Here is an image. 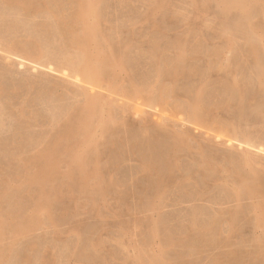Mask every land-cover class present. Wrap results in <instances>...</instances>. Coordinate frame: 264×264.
I'll return each mask as SVG.
<instances>
[{"label": "rangeland", "instance_id": "374dc122", "mask_svg": "<svg viewBox=\"0 0 264 264\" xmlns=\"http://www.w3.org/2000/svg\"><path fill=\"white\" fill-rule=\"evenodd\" d=\"M0 1L2 2V0H0ZM6 1H3L2 7L0 4V10H1L0 11V29H1L0 30V84H1L0 88L2 86H4L2 88H5L4 90H2V88H1L3 93L2 94L0 93L1 94L0 95V124H2V125H0V145H1L0 146V179H1L0 184L2 185V183L3 184L5 183V182H2V180L7 181V182H9V181L14 182V181H12L14 179L16 182L17 180L22 179V181H23V179H24L23 176H25V170H23L24 166H21L22 163L27 159V157H30L33 154L36 155V153H38L42 149V147H44V145L47 144V142L49 140L53 139V136L56 135V132L58 133V131L61 132V129L63 130L62 127H63V124L65 123V121H63V120H66L65 117L63 118V115L65 114L64 111L71 112L72 107H73V109H74V107H76L75 104H80V102L82 103V101L84 99H83V97H82V99L80 98L81 93H83V91L86 92L89 88H94L95 90L89 89V91H87V93L89 92L88 95L91 94V96L96 97L98 94H100L98 96H100V97L104 96L105 97L104 98L105 102L103 101L104 102L103 103L104 104V108H103L104 115H108L107 114L108 112L117 113V111H118V114H120V115H118V114L116 115L115 113H113V114H115L114 116H115L116 120L119 122V119H118V116H119L120 120L123 118L122 121L124 120L127 123V126L129 125L130 127L126 126L127 128L126 129L123 128V130H121L122 127L121 128L119 127L120 132H117L119 130L116 131V129H118V128H116L114 130V131H116V133H112L114 131H111L109 133L108 137H107L108 134L107 133L102 134L103 131L101 130V128H99L98 131L96 133H94L90 138H87L86 140H84V139L81 140L80 143L74 147L75 150H74V154H73L74 159H73L72 167L77 165V162L83 157L82 154L84 152L87 155L90 150L96 149L97 145L100 144V145H98L97 149H99V147L103 149V150L99 149V151L101 153H103V154L100 153L101 163L103 161V163L105 165V167L103 169L110 171V172H107V171L106 172L110 173V178L112 177V179H113V181L111 180L113 183L112 182L111 183L114 185L118 183L116 186H119V189H116L115 193H114V191L113 192L111 191L112 193L109 192L108 195H106L108 198L106 196H105L106 198L105 197L102 198L99 195H97L98 197H96L95 194L92 193L93 194L92 195L91 192H89L88 194H82V193H80L79 190L78 191L74 190V193H73L74 195H71L72 197L68 195V198H67V197H65V194H64L63 199L59 205L61 208L63 207L62 208L63 210L60 209V207L58 208L57 206H56L57 210L56 209L54 210V215H56L55 219H56L57 225L51 227V225H49V224H44L42 227L35 230L32 234H29V236H30V237L28 236L29 238L25 237V238H23V240H22V238H20L16 242H13L11 240L13 242V247L9 248V251H12L13 254L8 251V256L10 255L9 256L10 259H7L5 264H44V262H42L43 260H46V262L49 261L47 264H50V263L51 264H100V263H102V264H134V263L139 264V263H141L142 264L143 262H144V264H145V262L147 264H149L148 259L151 260L152 258L154 260H152V262L150 264H154V263L157 264L159 261L157 259H160L159 264L165 262L167 259H168L167 260L168 264H192L191 262H193V264H213V262L215 264H254V263L255 264H262V262H263V264H264V259L262 260L263 257H261V258L259 257V259L256 258V256L258 257L259 251L262 248L264 249V244H263V242H264V239H263L264 238V220L261 221V218L263 217L262 211L264 210V208L262 206V204H264V195H263V197H261L260 192L259 193L256 192V196L254 194L253 196H255V197L253 198L251 195H248V197H247L245 192H243V195H241L242 193L240 195L238 194L239 189H241V188L243 190L246 189L245 187L247 186L249 181L250 182H249L248 187H252L253 185L256 187L257 186L261 187V185L264 184V182H263V184H259V181L262 183V181L259 179L261 177V175H262V179L264 181V176H263V174H264V152H263L264 151V141H263L264 140V137H263L264 136V110L262 109L263 111L261 110V112H259L256 108V106H259V104H260L261 108L264 107V105H263L264 104V95L261 91L259 92L257 84H255L257 89H255V86L253 87L254 82H256V80L258 79V76H259V67L257 68V66L255 64V61H256L255 57L250 52V49L252 47H255L254 44L256 45V47L258 46V48L260 46V49H262L264 51V32H263V30H264V13H262L261 9L259 8L258 10H256L258 8L257 7L255 9L256 13L254 12L255 15L253 14L254 10L252 11V20L258 28L254 32V33H256V35H254V33L250 34L251 32L247 33L246 30H244L243 28H241V26H239L240 22L238 23L237 22L238 18L236 19L237 15L239 13L236 10H231L229 16L224 18L220 14V9L216 8V6H215L214 2H212V0H203V1H207L208 2L207 5L209 4V6H207L206 3H203L204 5L201 4V2H203L202 0H200V1L199 0H165L163 8L160 10H158V7H157L158 2L160 0H123V1L122 0H103L100 2V4H98V7H97L98 10H94V9L89 10L88 22L90 24H93L95 22L96 18H98V15L100 16V13H101L100 17H101V19H103V22L105 23V25H107L106 27L109 28L111 26L109 29L104 28V26H103V30L105 32L104 35L106 36V38L108 37L107 39H108V41H110L111 44L113 43V46L116 50L118 49V51L121 53L126 52L124 54L126 56L128 55L127 59L129 58L128 59L129 62H131L132 65H134V67H133L128 62L129 66L130 65L132 66L131 69H130L131 66L129 67V69L132 70V72L130 71L129 76L132 77L134 82L136 81L137 83H140V84H142V83L146 84L147 83L146 85H151V84L156 85V82H155L157 80V72L156 71H157L158 65L160 64V65H162V67L165 66L166 68H167V66L169 67V65L172 66L174 64L173 61L168 62V60H171V58L173 60V58H174L175 59L174 62H175L176 61V58H175L176 55L175 54H177L178 49L180 47H182L185 50V52H186L185 54L187 55V60L185 62V66L188 67V68L186 67L185 71L191 70V68H194V70H191V73L187 71L186 74L184 71L185 77L182 76L183 79H180L177 82L178 86H177V84L175 85L176 95L178 94L177 98H179V100L177 98H175V99L170 98V99H168L167 103H165L162 106L161 105H149L146 103L148 105L147 106V105L142 103L143 100H141V101L140 100L131 101L128 99L126 100V98H123V96L120 95L124 89L129 87V84L127 82H124L126 79L123 75H122L123 77L119 76V79L124 78V80L121 79V81H120V84H122V85H120V84L115 85V86L112 85L113 87H111V85H109V84L107 85L105 82L104 83L105 85L102 83L99 84V85H102L101 88L99 85L95 86V87H97V88H95L94 86L90 87L91 85L89 86V84H86L85 82L81 81L80 78L75 76V74H74L75 72L71 71V70H73V68L71 65H69L70 61L72 62L73 58H75V61H73V63H75L77 61V56H76V53L74 50H70L69 47L66 46L65 43H61V41H60L61 39L60 40L57 39V38H60V34L62 31L59 32V30L57 29L58 24H55V22L58 23V21H54L55 19L57 20V17H56V15H53V14L56 12L57 16H58V14H59L58 12H60L61 15L65 16V17L63 16L64 19L69 20L72 17L71 15H73V14H71V9L74 10V12H75V9H73V8H75V6H73V4L76 3V0H75V2H74V0H69L68 2H67V0H63V2L61 0H58V1L42 0V1H44L42 3V4H44L43 6H41L42 4H40V2H42V1L39 0L40 1L39 2L37 0V2H39V4H40V6L38 5L39 8L37 5H36L37 7L35 6L36 8H38V11L36 8H35L36 12H35V10H33L34 11L33 14L31 11H30L31 14L28 11L30 15L29 14L27 15V12L26 13L22 12V10L19 7L17 8L16 6H13V5H15V3H13V5L11 3L8 4V1H12V2H15V1H13V0H6ZM27 1H31V0H27ZM227 1L228 0H218V2L219 3L221 2V4L226 3ZM255 1H259V0H255ZM33 2H35L33 4H37L36 0H33ZM48 2L52 5H49ZM5 3H7V4H5ZM47 3L49 6H51V8L50 7L48 9L46 8V7H48L47 5H45ZM53 3H55V4L58 3V4L55 5ZM64 3H66V4L64 5ZM212 3L214 5H211ZM10 4L13 6L12 8H10L11 7ZM3 5H4V7H3ZM205 5H206V7H204ZM5 6H9V7L7 8ZM32 6H34V5H32ZM44 6L47 9V10L44 9L46 11H44L42 9V7H44ZM13 8H14V10H13ZM18 9H20V10H18ZM40 9H42V12L41 11L39 12ZM48 10H49V12H48ZM2 11H3V13H2ZM19 12H21V13H19ZM37 12H39V16L37 15L38 14ZM46 12L48 14H46ZM96 12H98V13L100 12V13L98 15H96L95 14ZM34 14L37 15L38 17L35 16ZM60 14H59V18H61ZM20 15H21V18H20ZM32 15L35 16L36 18H34V17L32 18ZM45 16H46V18H45ZM49 16L52 17V19H53L52 21H51ZM25 18H26V20H25ZM232 18H234V19L230 20ZM39 19H40V21H39ZM47 19H49V20H47ZM21 20H22V22H21ZM23 20H24V22H23ZM2 21H4V23ZM45 21H47V22H45ZM49 21H51V22H49ZM53 21H54V23H53ZM108 21H110V22H108ZM231 21L233 23H235V26ZM33 22H35V23H33ZM48 22H49V24H47ZM224 22L227 24H224ZM53 24H55L56 29L59 32V33H57V31L53 30L56 32V35L57 34L59 35V37L57 36V38H55L56 35H54V33H52L53 35H51V32H52L51 30L54 29ZM229 24H230V27L227 28V26ZM40 25H41V28H40ZM43 25H45V27H43ZM232 25L236 29H233ZM46 26L52 27V28H50V30H49V28L46 29ZM22 27L24 28L25 32L22 29ZM37 27L39 28L38 30H37ZM8 28H10L9 29L10 31H7ZM18 28H20V29H18ZM35 28H36V30H35ZM229 28L232 31H229L230 30ZM12 29L13 30L16 29L14 31H16V33L18 32L17 33L18 35L15 32L12 33L11 32V31H13ZM31 29L33 31L34 30L35 31L32 32V31H30ZM43 29L45 32L43 31ZM105 29H107V31ZM39 30L41 33L39 32ZM47 30L50 31L47 35L48 38L50 37L49 35H51V36H53L52 38L55 39V40H53L51 37H50L51 39L43 38L44 43L47 42L46 44H48V46L50 45V47H48L46 44H44L42 42V38H41V35H43L42 37L46 36ZM37 31H38V33L34 36V34ZM8 32H11L12 34L8 33ZM243 32H244V34H243ZM13 34H15V35H13ZM107 34H109V35H107ZM1 36H3V38H1ZM4 36H6V37H4ZM5 38H6V40H5ZM35 39H36V41H35ZM56 39L59 41H57ZM247 39H249L250 41H247ZM37 40L40 42L38 43ZM152 40H154V41H152ZM253 40H256V41L253 42ZM13 41H14V43H12ZM26 41H27V43H25ZM31 41H34V42L32 43ZM50 41L51 42L52 41L57 42L56 44L53 43L52 46L54 48H52ZM29 42H31L30 47L28 45ZM58 42H59V44H58ZM130 42H131V44H130ZM152 42H154V43H152ZM61 44L62 45L65 44V45L62 47ZM127 44H128V47H127ZM154 44H156V45H154ZM247 44H249V47H247ZM34 45H36L37 50L43 49L41 54H38V58L41 56V58L39 60L41 62L37 61L38 60V59H36L37 56L36 57H34V56L30 57V56H32V54L30 53L31 54L30 55L29 52L30 51L32 52ZM42 45H44L45 47L43 46L44 47L43 48ZM57 45H58V47H57ZM10 46H11L10 49L12 51L9 49ZM116 46H118V47H116ZM14 47H19L20 50H18V52L20 51L21 54H20V52H19V54L17 52H16V54L13 53ZM27 47H28V49H27ZM37 47L38 48L40 47L41 49L40 48L38 49ZM59 47H60V49H59ZM229 47H231V48H229ZM64 48L66 51H64ZM127 48H129V49H127ZM24 49H25V52L27 51V54L25 52H23ZM248 49H249V52L251 53V55L248 52ZM46 50H49L48 51L49 54H47ZM58 50H63V52L65 53L64 56H62L63 54L61 55L60 51H58ZM69 50L73 52V55H72V53L71 54L68 53ZM218 51H219L220 57H219V54H218V56L216 54V53H218ZM34 52L36 54V50ZM34 52H33V54H34ZM247 52L249 53V55L247 54ZM260 52H261V50H260ZM22 53H24V55L26 54L28 56L25 55L24 56L25 58H22L23 57V56L21 57V55H23ZM50 53H51V55H53L52 56L53 59L51 57H50L51 58L50 59L49 56H47V55H50ZM54 53L56 54V56L54 55ZM193 53H194V55H193ZM59 54L62 56V58ZM214 54H215V56H214ZM12 55H13V57H12ZM74 55H75V57H74ZM188 55H189V57H188ZM249 56H250V58H249ZM28 57H30V58H28ZM63 57L66 58L67 61H64L66 59H64ZM192 57H193V59H192ZM259 57H260V63H261L263 70H264V61H263L264 60L263 59L264 52L260 53ZM21 58H22V60L24 59L23 60V64H24L23 67H21L19 65V62H21ZM47 58H48V60H47ZM68 58H69V63H68ZM156 58H158V59H156ZM29 59H31L32 61L33 60L36 61V63L34 61L33 62L30 61ZM41 59H43V63L45 65H43ZM189 59H191V60L189 61ZM214 59H215V61H211ZM51 60H52V63H51ZM55 60L57 63L55 62ZM216 60L218 61V64H217ZM45 61L48 64L51 63L52 66L49 65L50 66L49 67ZM160 61H161V63H160ZM63 62H65L66 64H63V66H62L61 64ZM167 62L169 63V65ZM210 62L211 63L214 62V63L210 66L209 65V64H211ZM37 63H39V64L36 67L35 65H37ZM41 63L43 66H40ZM155 63H156V65H155ZM20 64H22V62ZM55 65H57V66H55ZM154 66H157V67H154ZM216 66H217V68H216ZM33 67H36L38 72L35 70L36 68L34 69ZM61 67L62 68L64 67V68L62 69ZM66 68H67V70H66ZM166 71L167 70L164 69V72H166ZM188 73L191 76H192V73H195V74L193 75V77H190V75H189V79H188L186 77V75ZM253 73H255V74H253ZM8 74H9V76H8ZM72 76L74 79L72 78ZM76 79L77 80L79 79L78 83H77ZM191 80H192V82H191ZM236 80H238L237 82H239V84L242 82L243 83L246 82V84H247V81L249 80L248 81L249 85L242 83L240 88L241 87H243V88H241L240 90H236L235 88H233L234 87L233 82ZM251 80H252V82H251ZM147 81L149 82V84ZM80 82H81V84H79ZM231 83H232V85H231ZM166 84H167V82H166ZM168 84L166 85V87H169L170 84L169 85ZM188 84H190V85H188ZM146 85H144V86H146ZM201 85H204L205 90H206V91H204V93H206V95L203 93L204 94L203 95V101H204V104L207 105L206 107H208L207 108L208 110L206 111L207 112L206 115H204V117H203V120L204 119L205 120L201 121V123H199V124H196V123L194 124V122L192 123V121L188 118L189 116L187 114V108L186 107L188 106V103H189V100L191 99V96H193L192 91L194 89H197ZM50 86H51V88H50ZM88 86H89V88H88ZM176 86L179 88H177ZM188 86H189V88H188ZM261 86L264 88V78H263V82L261 83ZM22 87H23V89H21ZM48 87H49V89H48ZM56 87H57V89H56ZM63 87H66V88H63ZM156 87L158 88L159 85L157 84ZM180 87H182V88H180ZM195 87H197V88H195ZM53 88H54V90H53ZM58 88H60V89H58ZM112 88H114L115 90ZM110 89H111V91H110ZM191 89H192V91L190 93ZM243 89H245V90L247 89L248 92L247 91L243 92ZM250 89H251L252 93L250 92ZM15 90H17V92H15ZM232 90H233V92H232ZM234 90H236L238 92L235 91L236 93H234ZM9 91H12L13 94ZM116 91L118 92L117 94H116ZM241 91H242V93H241ZM76 92H77V94L75 96L74 93H76ZM92 92L94 94L95 93H97V94L93 95ZM227 93H228V95H227ZM260 93H261V96H260ZM230 94L232 95V97L230 96ZM235 94H238V95L241 94L242 96L240 95L241 96L240 97V96H237ZM254 94H256V96L258 95L257 98L254 97L255 96ZM47 95H48V97H47ZM234 95L236 98L238 97L237 100L235 99ZM248 95H249L250 99H248ZM243 96L246 98L244 103H243V99H241V98H243ZM76 97H78V99ZM49 98H51V99H49ZM56 98H58V99L56 100ZM259 98H260V100L262 98V100L260 101ZM44 100H46L48 102H45ZM239 100L242 102H239ZM247 100H249L250 102ZM254 100H255V102H254ZM65 101L68 102V104ZM225 101H227V103ZM40 102H42V103H40ZM235 102L237 104H235ZM257 102H259V103H257ZM140 103L143 104L142 107H140V109L142 111H144L145 113H143L142 116H140V115L137 116L135 114V108H137V105ZM239 103L241 104V106H240L241 108L239 106H237V105H239ZM242 103L244 105L248 104L249 106L247 105V107H245ZM65 104L68 105V106H66V108H65ZM72 104H74L75 106L74 105L72 106ZM229 104L231 107L229 106ZM216 105H218L219 107H217ZM52 106H54V107H52ZM69 106H71V109L69 108ZM50 107L55 109V110L52 109L53 114H54V112H60V111H61V113L63 112L64 114H62V118H61V116L59 118H56V117L53 118V116H56L55 115L56 113L54 115L51 114L50 113L51 112ZM62 107L65 109L69 108L70 111H69V109H68V111L64 110ZM111 107H114V108H111ZM121 107L122 108L124 107V108L121 109ZM220 107H222L223 109H221ZM243 107H244V109H242ZM58 108H61V110L59 109L60 110L59 111ZM125 108L128 109V111H126ZM210 108H212L211 111H210ZM225 108L227 110H225ZM122 110L125 111L124 114L122 113L123 112ZM212 110H214V111H212ZM243 110H244V112H242ZM17 111H18V113H17ZM19 111L20 112L23 111V113L21 114V113H19ZM225 112H227L229 114H227ZM242 113H244V114H242ZM49 114H50V116H49ZM59 114L57 113V115H59ZM213 114H215V115H213ZM241 114L244 117L241 116ZM253 115H254V117H253ZM34 116L36 117V119ZM121 116H122V118H121ZM208 116H210V117H208ZM211 116H213L214 118ZM50 117H51V119H50ZM28 118H30V119L28 120ZM52 118L54 119L55 124H54V122L52 123ZM58 119L62 120L63 122L60 121V123H59ZM145 119H146V121L148 120L150 125L154 126V127L155 126L158 127L159 125H163L164 129L166 128L167 130L171 129V130L176 131V132H184V131L188 132V133L190 132L192 134L191 135L189 133L191 135V138H192V141H191L192 145H190V146L193 150L190 148L189 150H187L185 152L180 151L179 153H177L178 155L174 154V155L178 156V157H174L175 158L174 159L173 154H171L172 151H171V153L169 151V146H166V144L168 145V142H164V141H166L165 139H163L164 137L162 138V136L160 134L159 135L161 137L159 135H155L154 132L156 133L157 131H154V130L152 131V129H148L146 131L142 130L141 126L144 123ZM212 119H214V120H212ZM56 121H58V123H56ZM51 123L53 124L54 128L52 127ZM56 124H58L57 125L58 127L55 126ZM165 126H167V127H165ZM55 128H57L58 131H56ZM231 128H233L235 130H232ZM155 129L157 130L158 128H155ZM226 129H228V130H226ZM224 130L227 131L228 134ZM244 131H245V133H244ZM28 132H29V134L27 135ZM36 133L38 135H36ZM111 133L114 136L111 135ZM42 134H44V135H42ZM51 134H52V136H51ZM133 134L135 135V137ZM157 134H158V132H157ZM130 135H131V137H130ZM132 135H133V137H132ZM29 136H30V138H29ZM44 136H45V138L51 137L52 139L49 138V140L47 141L48 138L45 139V138H43ZM102 136H104L105 138H103ZM153 136L155 137V139L157 136V139L155 140ZM126 137H129L130 141H132L131 140V138H132L133 141L131 143H129L130 141H128V138H126ZM41 138H42V140L44 139V142L45 141L46 142L44 143L43 141L39 140L40 141V143H39V141H36V139L38 140ZM99 138H100V140H99ZM150 138L152 141L151 143L153 145L151 144V146H147V144H150V142H148L147 144L145 142L143 143V141L144 140L146 141V139L148 141H150L149 140ZM33 139H35V140H33ZM153 139L156 141L155 143H157L159 141V144L158 145L155 144ZM32 140H33L34 145L32 144ZM105 140H108V141H105ZM139 140L142 141L141 147H140L141 141H139ZM240 140H241V142H240ZM137 141H138V143H137ZM225 141H227V142H225ZM248 141H249V143H248ZM120 142H124L123 143L124 145H121ZM125 142H128V143L126 144ZM43 143H44V145L41 146V144H43ZM96 143H97V145L95 147L94 144H96ZM164 143H165V148L168 147L167 148L168 150L165 152L162 151L164 148V147H162V146H164ZM39 144L41 147H39ZM132 144H134V146H135L133 152H132V149H133ZM137 144L140 148H137ZM198 144H200V145L204 146V148H206L207 153H209V155H211L210 157H213L214 160L217 159L216 160L217 165L214 168V170L217 171V172L215 171L216 174H214L215 172H212V174H210L211 172L207 173L208 171L206 172V170L204 168H201L200 170L203 169V171L206 172V174H204L205 172L203 173V171L199 170V168L201 167L200 165H198L196 167V165L199 163H198V161L193 160V158H197V160H199V158H200L199 154H197L199 151L197 149L199 147ZM92 145L95 148L92 147ZM89 146H91V148H89ZM121 146L123 149L121 148ZM105 148H107V149H105ZM112 148L114 149L113 152H112V150H113ZM230 148H232V149H230ZM149 149L150 150L152 149V150L150 151ZM159 149H161L160 151H161L162 156L160 153H158ZM85 150H87V151H85ZM155 151L156 152L158 151L157 153L160 154V158L161 157L163 159L166 158L165 161L162 158L160 159V158L154 157L155 159H157V162L155 164H153L156 160L152 159V158H151L152 160H150V157L154 154L156 157H158V155H156ZM226 151H228V153ZM12 152H14V153H12ZM105 152H106V154H105ZM128 152H129V154H128ZM150 152L153 153V154H151V156L148 154ZM162 152H164V155ZM166 152H167L169 158L172 155L171 159H173L172 160L173 162H171L170 166H169V161H168L170 159L168 158V156L165 157ZM189 152H190V154L192 152V154L189 155ZM210 152L212 154H210ZM14 154H16L17 156ZM111 154H113V158H111L112 157ZM11 155L12 156L14 155L13 158ZM86 155H84V156H86ZM108 155H111V156L109 157ZM114 155L116 157L118 156L119 158H115ZM196 155H198V156H196ZM142 156H144L145 159L147 157L148 160L146 159L147 161H145V159H143ZM22 157L26 158V159L23 160V159H21ZM215 157H217V158H215ZM220 157H222V158H220ZM247 157H249V159L251 161H254V162H251L247 165L246 164L244 165L241 160L246 159ZM18 158L21 160H19ZM31 158H32V156H31ZM167 158H168V160H167ZM15 159L17 162L15 161ZM29 159H27V160H29ZM158 159H160L159 161L162 160V162H167V163L158 162ZM176 159H178V161ZM231 160H234L236 162L234 163ZM193 161L195 164L193 163ZM148 163H149V165H154V166L156 164L158 165V163H159L160 168L157 165L156 166L158 167V169L155 168L156 171L157 170L159 171V174H156L157 172L155 173V171H152L154 174L152 172H149L148 174L144 173L143 167H144V165H148ZM160 163L165 164V165H161ZM227 163L229 166L227 165ZM241 163H242V165H241ZM115 164H117V165H115ZM172 164H174V166ZM219 164L221 167L222 166L223 167L221 168L220 166H218ZM236 164H237L236 167H234V168L232 167V169L229 168V167L234 166ZM160 165L165 166L166 170H165V167H161ZM238 165L239 166L241 165L240 166L241 169H240V167H238ZM154 166H151V167L153 168ZM168 166H169V168H168ZM171 166H173L174 168ZM19 167L21 169H19ZM224 167H226V168L224 169ZM167 168H168V170H172L171 173L174 172L173 176L170 173V171H169V173L171 174V176L169 175ZM227 168L230 172V175H229V172H227L228 171ZM173 169H175V170L173 171ZM248 169H249V171H248ZM163 170H165V172L167 171L166 172L167 177L169 175V177L172 178L173 180L170 179V181H172L171 183L169 182L170 186L163 189V191L160 194V193H157L156 190L154 191L152 187H154V189H155L156 184L159 183V181L157 180L159 178V176H162L161 178H159V179H161L160 182H163V179L167 182V178L165 179L166 174L164 173ZM225 170H226V173H225ZM64 171H66V172H64ZM68 171H69V165L64 163V165L62 166V169H61V175L59 176V179H58L59 181L56 183L66 184L68 180H66V178H63V176L66 175L68 173ZM232 171H233V173H232ZM237 171H238V174H237ZM240 171H243V172L241 173ZM255 171L258 172V174ZM14 172H15V174H14ZM19 172L23 176H21ZM22 172H23V174H22ZM161 172L164 174L162 175ZM194 172H195V174H194L195 177L192 176ZM253 172L256 174V176H257L256 178H258V179L254 178L255 181H258V182H256V184H254L255 183L254 179L251 178L253 175L250 176L251 174H253ZM231 174H233L235 177L233 175L231 176ZM13 175H15V176H13ZM157 175H159V176H157ZM186 175H188V176H186ZM239 175L241 176V178L245 177L244 182H243V180L240 179ZM259 175H260V177H259ZM174 176H175V178H174ZM198 177H200V179ZM232 177H234V180L232 179ZM236 177H237V179H236ZM185 178H186V180H184ZM187 178L189 180H190V178H192V179L196 178V179L187 181ZM246 178H247V180L249 179L248 182H247ZM231 179L234 183H237V182L238 183L236 185H233V183L230 182ZM251 179L253 180L254 183L252 182ZM64 180H66V181H64ZM153 180L158 182V183L155 182L156 183L155 184ZM22 181L19 180V182H22ZM250 184H253V185H250ZM150 185H153V186H150ZM263 186L261 187L263 189V190H261L262 192H264ZM3 187H4V185L0 186V188H2V189H3ZM258 187L255 188V189H257V191H258V189H260ZM116 188H118V187H116ZM2 189H0V192H1L0 194H2ZM124 189H125L126 193L123 192ZM75 191H77V193ZM117 192H119L118 197H117ZM120 192H121V194H120ZM163 192H164V194H163ZM22 193H23V195L19 194V195L14 196L13 194H15V193L13 192L12 195L15 197V199L11 195H9V196L6 195L5 200L9 199L10 201H7V202H9L10 204L6 203V205H5V201L3 202L4 207H2V209L4 208L5 213H7L9 211L8 205L10 207V211L13 209L12 204L16 200H18L16 202L21 201L20 205L22 208L26 209L27 207L31 206V204L33 202V196H30V195H32V192L30 194H28L27 191H22ZM127 194H128V196H126ZM258 194H260V195L257 196ZM24 195H26V196H24ZM85 195H87V196H85ZM123 195H125V196H123ZM244 195H246V197H244ZM28 196L30 199L28 198ZM239 196H242L241 200H240ZM23 197L24 198L27 197V198L24 199ZM88 198H91V199L88 200ZM12 200H14V202H12ZM258 200L260 202L262 201V203H260ZM94 201H95V203H94ZM16 202L14 203V205H16ZM25 202H26V204H25ZM100 202H101V204L99 206ZM257 202H259V203H257ZM22 203H23V205H22ZM252 207H254V208H252ZM253 209H254V212H253ZM66 211H68L67 212V213H69L68 215L65 213ZM239 211H240V214H239ZM73 212L75 214H73ZM232 213H233V215H232ZM232 216H234V217H232ZM229 218H231L230 221H229ZM234 218L236 219L235 221H237V223L235 222L236 225L234 228H232L231 222L234 221ZM232 219H233V221H232ZM216 220H218V221H216ZM214 221H216V222H214ZM228 221L230 224L228 223ZM260 222H261V225L258 224ZM76 223H77V225H76ZM190 224H192V225H190ZM208 224L209 225L211 224L212 228H211V225L209 226ZM157 225L159 226V229H158ZM236 226H239V227H236ZM188 227H190V229H188ZM207 227H209L210 230L213 229L212 231H214V232H212V231L206 232ZM239 228H240V230H239ZM209 229L207 231H209ZM230 229H231V231L234 232L235 236L233 235L232 232L229 231ZM233 229H236L237 231H234ZM190 230H192V232ZM203 231L206 232V233L204 232L205 235L202 234ZM215 231H217V232H215ZM195 232H197V233H195ZM229 232L233 236V237H231V239H230V237L229 238L227 237ZM80 233H81V235H80ZM198 233H199V235H198ZM168 235H169V237H168ZM201 235L204 236V237H202L203 240L201 238ZM216 235H218V237ZM186 237H188V238L186 239ZM221 237H222V239L227 238V240L225 239L226 243L221 239ZM170 238L173 240H171ZM215 238H217L216 239L217 241L215 240ZM219 238H220L221 242L218 241ZM260 239H262V240H260ZM81 240L83 243L81 242ZM84 240L87 243L86 242L84 243ZM208 240H210V241L208 242ZM11 241H10V238L8 239V237H7V239L5 238V240H4V242H5L4 244L7 247H9L10 245L12 246ZM177 241L179 243H176ZM187 241H188V244H187ZM222 241L224 242V244ZM218 242H220V243H218ZM227 242H230V243H227ZM14 243H16V244H14ZM17 243H18V245H17ZM94 243H95V246H94ZM256 243H258V245ZM259 243L262 245V247H261V245H259ZM78 244H79V246L81 245V248L78 246ZM255 244L257 245V247ZM85 245L87 246V248ZM97 245L99 248L97 247ZM182 245H183V248L181 247ZM216 246H218L219 249ZM77 247L80 249H78ZM225 247H226V252H225V249H223ZM85 249H87V250H85ZM93 249H94V251H93ZM76 250H78V251L76 252ZM84 250H85V252H84ZM204 250H207L208 252L204 251ZM230 251L234 252V257H233V253ZM90 252L92 254H94L92 257H89V255H92ZM193 252H194V254H193ZM85 253H86V257H85ZM213 254H214L215 258L212 257ZM37 255L39 258L38 260H37ZM95 255L97 257L98 256L99 257L95 258ZM139 255H140V257H139ZM178 255H180V257ZM35 256H36V259L34 258ZM75 256H76V258H75ZM157 256H158V258H157ZM217 256L219 259L216 258ZM254 256H255V258H254ZM83 257L85 259H87V258L88 259L84 260ZM42 258H44V259L42 260ZM80 258H82V260ZM163 258H167V259H163ZM211 258H212V260H211ZM220 258H222V259H220ZM155 259L157 260V262H154V261H156ZM188 259H189V261H188ZM26 260H28V261H26ZM218 260H220L221 263L218 262ZM176 261L178 263H176ZM137 262H139V263H137ZM184 262H187V263H184ZM223 262H225V263H223Z\"/></svg>", "mask_w": 264, "mask_h": 264}, {"label": "bare ground", "instance_id": "6f19581e", "mask_svg": "<svg viewBox=\"0 0 264 264\" xmlns=\"http://www.w3.org/2000/svg\"><path fill=\"white\" fill-rule=\"evenodd\" d=\"M3 1H6V0H2V2L0 3L1 4V7H2V4H3ZM13 1H15V2H12V1H8V4L9 3H11L12 5H13V3H15V5H13V6H16L17 8L19 7L21 10H22V12H24V13H26L27 12V15L29 14V12L31 11L32 12V14L34 13V11L33 10H35V8L39 5L40 6V4H42L44 1H42V2H40L39 0V2H40V4H39V2H37V0H36V3L37 4H33V3H35V2H33V0H31V1H27V0H13ZM47 1V0H46ZM55 1H58V0H55ZM62 2H63V0H61ZM69 0H67V2H68ZM78 1V2H77ZM101 1H103V0H76V3H74L75 2V0H74V4H73V6H75V8H73V9H75V12H74V10H72L71 9V14H73V15H69L71 18L68 20H66V19H64V15H61L60 14V12H58L59 14H60V16H61V18H59V14H58V16H57V13L55 12L53 15H56V17H57V20L55 19L54 21H58V23H56L55 22V24H58V27H57V29L59 30V32H61V34H60V38H57V36L59 37V35L57 34L56 35V32L55 31H57V29H56V26H55V24H53L54 25V29H52L51 31V35H53L52 33H54V35H56L55 36V38H57V39H61L60 41H61V43H65L66 44V46H68L69 47V49L70 50H74L75 51V53H76V56H77V61L75 62V63H73V61H75V58H73V61L71 62L70 61V64L69 65H71L72 66V68H73V70H71L72 72H75L74 74H75V76H77L78 78H80L81 79V81H83V82H85L86 84H89V86L90 87H95V86H98L99 84H104L105 82H106V84L108 85H111V87H113L112 85H119L120 84V81H121V79L122 80H124V78H121V79H119V76H124L125 77V81L124 82H127L128 84H129V87L128 88H126V89H124L123 91H122V93L120 94L121 96H123V98H126V100L128 99V100H131V101H138V100H143V104H145V105H147V104H149V105H164L165 103H167V101H168V99H170V98H173V99H175V98H177V95H176V89H175V85L177 84V86H178V81L180 80V79H183L182 78V76H184L185 77V74L187 73V71L188 72H190L191 73V70H194V68H191V70H187V71H185L186 70V67L187 66H185V62H186V60H187V55L185 54L186 52H185V50L182 48V47H180L179 49H178V52H177V54H175L174 56H175V58H176V61L174 62V58H173V60H172V56L170 57L171 58V60H168V62H171V61H173V65L172 66H170L169 65V63H168V65H169V67L167 66V68L164 66V67H162V65H158V68H157V80L155 81L156 82V85L158 84L159 85V87L157 88L156 87V85H146L145 83L143 84H140V83H137L136 81L134 82V80L132 79V77H130L129 75V73H130V71L132 72V70H130L131 68H132V66L134 67V65H132V63L131 62H129V58L127 59V57H128V55L126 56L124 53H126V52H123V53H121V52H119L118 51V49L116 50L115 48H114V46H113V43L111 44L110 43V41H108V37L106 38V36L104 35V30H103V26H104V28H108V27H106L107 25H105V23L103 22V19H101V13H100V16L98 15L99 13L98 12H96L95 14L96 15H98V18H96V20H95V22L93 23V24H90L89 22H88V12H89V10H92V9H94V10H98L97 9V7H98V4H100V2ZM123 1V0H122ZM164 1L165 0H160L159 2H158V5H157V7H158V10H160V9H162L163 8V5H164ZM200 1V0H199ZM203 1V0H202ZM7 2V1H6ZM212 2H214V4H215V6H216V8H218V9H220V14L225 18V17H228L229 16V14H230V12H231V10H236L239 14L237 15V17H236V19L238 20L237 22L239 23L240 22V25L239 26H241V28H243L244 30H246L247 31V33L248 32H251L250 34H252V33H254L258 28H257V26L254 24V22H253V20H252V11H253V14H254V12L256 13V11H255V9L256 10H258L259 8L261 9V11H262V13H264V0H259V1H255V0H228L226 3H223V4H221V2L219 3L218 2V0H212ZM46 3V2H45ZM49 3V2H48ZM48 3L47 4H45V5H47L48 7H46L47 9L50 7L51 8V6H49V5H52V4H50L49 3V5H48ZM71 3V2H70ZM69 3V4H70ZM203 3H206V5H207V1H203V2H201V4H203ZM5 4H7V3H5ZM10 4V5H11ZM53 4H55V3H53ZM56 4H58V3H56ZM55 4V5H56ZM66 3H64V5H65ZM104 4V3H103ZM213 3L211 4V5H214ZM11 5V7L10 8H12L13 6ZM32 5H34V6H32ZM37 5V6H36ZM44 4H42L41 6H43ZM102 5V4H101ZM106 5V4H105ZM204 5V4H203ZM206 5L204 6V7H206ZM36 6V7H35ZM39 6H38V8H39ZM207 6H209V4L207 5ZM3 7H4V5H3ZM5 7H9V6H5ZM15 8V7H14ZM14 8H13V10H14ZM34 8V9H33ZM38 8H36L37 9V11H38ZM45 8V6L44 7H42V9L44 10V9H46ZM57 8V7H56ZM20 9H18V10H20ZM42 9H40L39 10V12L41 11L42 12ZM46 9V10H47ZM55 9V8H54ZM12 10V9H11ZM12 10V11H13ZM46 10H44V11H46ZM51 10V9H50ZM1 11V10H0ZM9 11V10H8ZM7 11V12H8ZM29 11V12H28ZM43 11V12H44ZM64 11V10H63ZM69 11V10H68ZM11 12V11H10ZM15 12V11H14ZM18 12V11H17ZM16 12V13H17ZM31 12H30V14H31ZM35 12H36V10H35ZM39 12H37L38 14V16H39ZM48 12H49V10H48ZM65 12V11H64ZM2 13H3V11H2ZM1 13V14H2ZM19 13H21V12H19ZM45 13V12H44ZM43 13V14H44ZM9 14V13H8ZM23 14V13H22ZM29 14V15H30ZM46 14H48L47 12H46ZM52 14V13H51ZM106 14V13H105ZM6 15V14H5ZM19 15V14H18ZM25 15V14H24ZM35 15V14H34ZM37 15H35V16H37ZM255 15V14H254ZM4 16V15H3ZM2 16V17H3ZM8 16V15H7ZM35 16H33L32 15V18L34 17V18H36ZM37 16V17H38ZM52 16V15H51ZM64 16V17H63ZM6 17V16H5ZM11 17V16H10ZM16 17V16H15ZM14 17V18H15ZM50 17V16H49ZM13 18V17H12ZM20 18H21V15H20ZM19 18V19H20ZM41 18V17H40ZM45 18H46V16H45ZM67 18V17H66ZM223 18V19H224ZM24 19V18H23ZM38 19V18H37ZM50 19H51V21L53 20L52 19V17H50ZM222 19V20H223ZM234 18H232V19H230V20H233ZM6 20V19H5ZM9 20V19H8ZM14 20V19H13ZM25 20H26V18H25ZM33 20V19H32ZM43 20V19H42ZM41 20V21H42ZM47 20H49V19H47ZM106 20V19H105ZM36 21V20H35ZM39 21H40V19H39ZM51 21H49V22H51ZM54 21H53V23H54ZM3 23H4V21H2ZM21 22H22V20H21ZM23 22H24V20H23ZM30 22V21H29ZM45 22H47V21H45ZM49 22L47 23V24H49ZM93 22V21H92ZM106 22V21H105ZM108 22H110V21H108ZM232 22V21H231ZM236 22V21H235ZM16 23V22H15ZM19 23V22H18ZM33 23H35V22H33ZM37 23V22H36ZM233 23V22H232ZM26 24V23H25ZM46 24V23H45ZM52 24V23H51ZM110 24V23H109ZM224 24H227V23H225L224 22ZM223 24V25H224ZM234 24V26H235V23H233ZM8 25V24H7ZM27 25V24H26ZM31 25V24H30ZM29 25V26H30ZM15 26V25H14ZM13 26V27H14ZM51 26V25H50ZM234 26L232 25V28L233 29H236V28H234ZM238 26V25H237ZM238 26V27H239ZM4 27V26H3ZM6 27V26H5ZM11 27V26H10ZM12 27V28H13ZM43 27H45V25H43ZM42 27V28H43ZM111 27V26H110ZM109 27V28H110ZM118 27V26H117ZM116 27V28H117ZM228 27H230V24L227 26V28ZM40 28H41V25H40ZM47 28H49V30H50V28H52V27H47L46 26V29ZM108 28V29H109ZM115 28V27H114ZM226 28V27H225ZM5 29V28H4ZM10 28H8V30L7 31H10L9 30ZM18 29H20V28H18ZM17 29V30H18ZM22 29L24 30V28L22 27ZM21 29V30H22ZM30 29V28H29ZM33 29V28H32ZM30 30V31H32V32H34L35 30H36V28H35V30L33 31V30ZM39 28L37 27V30H38ZM45 29V28H44ZM44 29H43V31H44ZM45 29V30H46ZM230 29V28H229ZM242 29V30H243ZM1 30V29H0ZM5 30V31H6ZM13 30V29H12ZM14 30H16V29H14ZM11 31L12 33L13 32H15L16 33V31ZM49 30H47L46 31V36L48 35V33L50 32ZM53 30H55V31H53ZM106 31H107V29H105ZM117 30V29H116ZM29 31V30H28ZM109 31V30H108ZM228 31V30H227ZM229 31H232L231 29L229 30ZM237 31V30H236ZM11 32H8V33H11ZM24 32H25V30H24ZM31 32V33H32ZM39 32H40V30H39ZM45 32V31H44ZM58 31H57V33H59ZM226 32V31H225ZM239 32V31H238ZM241 32V31H240ZM263 32H264V30H263ZM262 32V33H263ZM11 33V34H12ZM18 33V32H17ZM16 33V34H17ZM23 33V32H22ZM38 33V31L34 34V36L36 35ZM41 33V32H40ZM111 33V32H110ZM109 33V34H110ZM237 33V32H236ZM27 34V33H26ZM43 34V33H42ZM109 34H107V35H109ZM225 34V33H224ZM234 34V33H233ZM243 34H244V32H243ZM242 34V35H243ZM3 35V34H2ZM13 35H15V34H13ZM18 35V34H17ZM51 35H49L51 38L53 37V36H51ZM111 35V34H110ZM254 35H256V33H254ZM22 36V35H21ZM31 36V35H30ZM43 35H41V38H42V42L44 43V40H43V38H48V36L46 37H42ZM4 37H6V36H4ZM8 37V36H7ZM15 37V36H14ZM19 37V36H18ZM48 38V39H51V38ZM243 37V36H242ZM249 37V36H248ZM252 37V36H251ZM1 38H3V36H1ZM16 38V37H15ZM26 38V37H25ZM40 38V37H39ZM53 39V38H52ZM56 39V40H57ZM5 40H6V38H5ZM9 40V39H8ZM15 40V39H14ZM53 40H55V39H53ZM59 40H57V41H59ZM63 40V41H62ZM252 40V39H251ZM263 40V39H262ZM10 41V40H9ZM23 41V40H22ZM35 41H36V39H35ZM46 41V40H45ZM152 41H154V40H152ZM247 41H250L249 39H247ZM246 41V42H247ZM254 41H256V40H253V42ZM32 43L34 42V41H31ZM31 42H29L28 43V45H29V47H30V43ZM37 42L39 43L40 41H38L37 40ZM41 42V43H42ZM49 42V41H48ZM51 42V41H50ZM252 42V41H251ZM12 43H14V41L12 42ZM25 43H27V41L25 42ZM40 43V44H41ZM42 43V44H43ZM47 42H45L44 44H46ZM53 43H57V42H54V41H52L51 42V46L53 45ZM125 43V42H124ZM152 43H154V42H152ZM36 44V43H35ZM50 44V43H49ZM58 44H59V42H58ZM64 44V45H65ZM130 44H131V42H130ZM129 44V45H130ZM25 45V44H24ZM37 45V44H36ZM36 45H34V48H33V50L35 51L36 50V54H35V52L32 50V52L30 51L29 52V54L31 53L32 54V56H30V57H36L37 56V58L36 59H38L37 61L38 62H41V61H39L40 60V58H41V56L38 58V54H41V52H42V50H37L36 49ZM39 45V44H38ZM47 46H48V44H46ZM62 45V44H61ZM64 45H62V47L64 46ZM123 45V44H122ZM152 45V44H151ZM154 45H156V44H154ZM27 46V45H26ZM44 45H42V47H43ZM60 46V45H59ZM253 46V45H252ZM254 46L255 47H252L251 49H250V52L252 53V55H254V57H255V64H256V66H257V68L259 67V76H258V79L256 80V82H254V85H253V87L255 86V89H257L256 88V85L255 84H257L258 86V89H259V92L261 91L262 93H263V95H264V88L261 86V83L263 82V78H264V70H263V67H262V65H261V63H260V53H262V52H264L262 49H260V46H259V48H258V46L256 47V45L254 44ZM262 46V45H261ZM45 47V46H44ZM43 47V48H44ZM48 47H50V45L48 46ZM57 47H58V45H57ZM116 47H118V46H116ZM124 47V46H123ZM127 47H128V44H127ZM247 47H249V44H247ZM11 48V46L9 47V49ZM38 48V47H37ZM40 48V47H39ZM38 48V49H39ZM47 48V47H46ZM52 48H54L53 46H52ZM120 48V47H119ZM176 48V47H175ZM229 48H231V47H229ZM262 48V47H261ZM26 49V48H25ZM25 49L23 50V52H25ZM27 49H28V47H27ZM41 49V48H40ZM57 49V48H56ZM59 49H60V47H59ZM68 49V48H67ZM127 49H129V48H127ZM131 49V48H130ZM228 49V48H227ZM11 50V49H10ZM18 50H20L19 49V47H14L13 48V53H15L16 54V52L19 54V52H18ZM68 51V53H72V55H73V52L72 51ZM233 50V49H232ZM231 50V51H232ZM260 50H261V52H260ZM12 51V50H11ZM22 51V50H21ZM45 51V50H44ZM47 51V54H49L48 53V51L49 50H46ZM56 51V50H55ZM58 51H60V54L62 55V56H64V52H63V50H58ZM64 51H66L65 50V48H64ZM121 51V50H120ZM177 51V50H176ZM195 51V50H194ZM201 51V50H200ZM236 51V50H235ZM33 52H34V54H33ZM62 52V53H61ZM196 52V51H195ZM225 52V51H224ZM248 52H249V49H248ZM247 52V54L249 55V53ZM260 52V53H259ZM26 54H27V51L25 52ZM52 53V52H51ZM51 53H50V55H51ZM151 53V52H150ZM164 53V52H163ZM162 53V54H163ZM222 53V52H221ZM244 53V52H243ZM242 53V54H243ZM246 53V52H245ZM251 53H250V55H251ZM10 54V53H9ZM20 54H21V52H20ZM23 55H21V57L22 58H25L24 56L26 55H24V53H22ZM30 54V55H31ZM45 54V53H44ZM59 54V55H60ZM153 54V53H152ZM151 54V55H152ZM191 54V53H190ZM217 54V56H218V54H219V51H218V53H216ZM47 55V56H49V58L51 57L52 58V56L53 55ZM54 55L56 56V54L54 53ZM60 55V56H61ZM155 55V54H154ZM157 55V54H156ZM193 55H194V53H193ZM197 55V54H196ZM244 55V54H243ZM247 55V56H248ZM19 56V55H18ZM26 56H28V55H26ZM62 56H61V58H62ZM66 56V55H65ZM160 56V55H159ZM212 56V55H211ZM214 56H215V54H214ZM213 56V57H214ZM10 57V56H9ZM12 57H13V55H12ZM30 57H28V58H30ZM59 57V56H58ZM67 57V56H66ZM74 57H75V55H74ZM149 57V56H148ZM161 57V56H160ZM169 57V56H168ZM167 57V58H168ZM188 57H189V55H188ZM219 57H220V54H219ZM253 57V58H254ZM7 58V57H6ZM22 58H21V62H22V64H23V60H22ZM50 58V59H51ZM64 58V57H63ZM196 58V57H195ZM201 58V57H200ZM249 58H250V56H249ZM262 58V57H261ZM35 59V58H34ZM53 59V58H52ZM64 59H66V58H64ZM156 59H158V58H156ZM192 59H193V57H192ZM198 59V58H197ZM248 59V58H247ZM263 59H264V57H263ZM11 60V59H10ZM28 60V59H27ZM30 61H32L31 59H29ZM42 60V63H43V59H41ZM47 60H48V58H47ZM61 60V59H60ZM165 60V59H164ZM163 60V61H164ZM191 59H189V61H190ZM201 60V59H200ZM218 60V59H217ZM216 60V61H217ZM34 61V60H33ZM32 61V62H33ZM50 61V60H49ZM48 61V62H49ZM64 61H67V59L66 60H64ZM133 61V60H132ZM162 61V60H161ZM161 61H160V63H161ZM198 61V60H197ZM211 61H215V59L214 60H211ZM219 61V60H218ZM218 61H217V64H218ZM228 61V60H227ZM264 61V60H263ZM262 61V62H263ZM21 62H19V65L21 66V67H23L24 66V64L22 65V64H20ZM31 62V63H32ZM35 63H36V61H34ZM46 62V61H45ZM55 62H56V60H55ZM132 65H130L129 66V63ZM166 62V61H165ZM164 62V63H165ZM29 63V62H28ZM30 63V64H31ZM42 63L40 64V66H43V65H45L44 63H43V65H42ZM47 63V62H46ZM51 63H52V60H51ZM51 63L50 64H48V66L49 65H51ZM57 63V62H56ZM68 63H69V58H68ZM67 63V64H68ZM72 63V64H71ZM157 63V62H156ZM156 63H155V65H156ZM163 63V62H162ZM184 63V64H183ZM211 63V62H210ZM214 62H212L211 64H209L210 66L213 64ZM229 63V62H228ZM38 64L39 63H37V65H35L36 67L38 66ZM63 64H66L65 62H63L61 65L63 66ZM172 64V63H171ZM189 64V63H188ZM230 64V63H229ZM243 64V63H242ZM34 65V64H33ZM32 65V66H33ZM68 65V66H69ZM165 65V64H164ZM183 65V66H182ZM193 65V64H192ZM215 65V64H214ZM16 66V65H15ZM52 66V65H51ZM54 66V65H53ZM55 66H57V65H55ZM65 66V65H64ZM67 66V65H66ZM185 66V67H184ZM232 66V65H231ZM243 66V65H242ZM36 67H33L34 69L36 68ZM47 67V66H46ZM50 67V66H49ZM129 67H130V69H129ZM154 67H157V66H154ZM185 69H184V68ZM195 67V66H194ZM213 67V66H212ZM62 68V67H61ZM64 68V67H63ZM62 68V69H63ZM70 68V67H69ZM71 68V69H72ZM188 68V67H187ZM216 68H217V66H216ZM215 68V69H216ZM33 69V70H34ZM43 69V68H42ZM47 69V68H46ZM51 69V68H50ZM57 69V68H56ZM164 69H166L167 71L166 72H164ZM230 69V68H229ZM250 69V68H249ZM36 71H37V68L35 69ZM66 70H67V68H66ZM248 70V69H247ZM8 71V70H7ZM55 71V70H54ZM184 71H185V74H184ZM38 72V71H37ZM71 72V73H72ZM248 72V71H247ZM196 73V72H195ZM195 73H192V76L188 73L187 75H186V77L189 79V75H190V77H193V75L195 74ZM242 74V73H241ZM253 74H255V73H253ZM205 75V74H204ZM8 76H9V74H8ZM67 76V75H66ZM122 76V77H123ZM11 78V77H10ZM72 78H73V76H72ZM244 78V77H243ZM74 79V78H73ZM135 79V78H134ZM154 79V78H153ZM242 79V78H241ZM240 79V80H241ZM252 79V78H251ZM256 79V78H255ZM3 80V79H2ZM40 80V79H39ZM77 80V79H76ZM203 80V79H202ZM205 80V79H204ZM243 80V79H242ZM29 81V80H28ZM33 81V80H32ZM42 81V80H41ZM138 81V80H137ZM140 81V80H139ZM150 81V80H149ZM188 81V80H187ZM190 81V80H189ZM238 80H236V81H234L233 82V88H235L236 90H240L241 88H243V87H241L240 88V86H241V84L243 83H240L239 84V82H237ZM249 81V80H248ZM248 81H247V84H248ZM45 82V81H44ZM43 82V83H44ZM48 82V81H47ZM76 82V81H75ZM79 82V79L77 80V83ZM143 82V81H142ZM146 82V81H145ZM148 82V81H147ZM166 82H167V84L169 85V87H166ZM191 82H192V80H191ZM230 82V81H229ZM251 82H252V80H251ZM2 83V82H1ZM49 83V82H48ZM84 83V84H85ZM187 83V82H186ZM226 83V82H225ZM21 84V83H20ZM24 84V83H23ZM38 84V83H37ZM79 84H81V82L79 83ZM148 84H149V82H148ZM166 84V85H165ZM229 84V83H228ZM243 84H246V82L245 83H243ZM246 84V85H247ZM1 85V84H0ZM36 85V84H35ZM61 85V84H60ZM105 85V84H104ZM120 85H122V84H120ZM144 85H146V86H144ZM188 85H190V84H188ZM196 85V84H195ZM227 85V84H226ZM231 85H232V83H231ZM249 85V84H248ZM15 86V85H14ZM43 86V85H42ZM58 86V85H57ZM89 86H88V88H89ZM100 86V88H101V86L102 85H99ZM176 86V87H177ZM180 86V85H179ZM245 86V85H244ZM251 86V85H250ZM2 87H4V86H2ZM1 87V88H2ZM7 87V86H6ZM47 87V86H46ZM80 87V86H79ZM187 87V86H186ZM211 87V86H210ZM218 87V86H217ZM224 87V86H223ZM228 87V86H227ZM226 87V88H227ZM1 88H0V93L2 94L3 92H2V90H4L5 88H2V90H1ZM26 88V87H25ZM28 88V87H27ZM36 88V87H35ZM34 88V89H35ZM50 88H51V86H50ZM55 88V87H54ZM54 88H53V90H54ZM63 88H66V87H63ZM95 88H97V87H95ZM119 88V87H118ZM177 88H179V87H177ZM180 88H182V87H180ZM188 88H189V86H188ZM194 88V87H193ZM195 88H197V87H195ZM232 88V87H231ZM230 88V89H231ZM251 88V87H250ZM21 89H23V87L21 88ZM37 89V88H36ZM48 89H49V87H48ZM56 89H57V87H56ZM58 89H60V88H58ZM89 89H94V88H89ZM89 89L87 90V91H89ZM112 89H114V88H112ZM117 89V88H116ZM123 89V88H122ZM254 89V88H253ZM13 90V89H12ZM31 90V89H30ZM95 90V89H94ZM115 90V89H114ZM178 90V89H177ZM181 90V89H180ZM236 90H234V93H236V92H238V91H236ZM56 91V90H55ZM68 91V90H67ZM87 91L85 92V91H83V93H81V96H80V98L82 99V97H83V101H82V103L80 102V104H75L76 105V107H74V109H73V107H72V110H71V112H66V111H64L65 112V114L62 112L61 113V108H58V110L60 111V112H54V114L56 115V116H53L54 114H53V112H52V109L53 110H55L54 108H51V114H53L52 116H53V118H59L60 116H61V118H62V114H64L63 115V118L65 117L66 118V120H63V121H65V123L63 124V130L61 129V132H59L58 130H57V128H55L56 129V131H58V133L56 132V135H54L53 136V139L51 138V137H49V138H51L52 140H49V138L47 139V138H45V136L43 137V138H45V139H47V144H45L44 145V143L46 142H44V139L42 140V138L41 139H36V141H43L44 143L43 144H41V146L42 145H44V147H42V149L38 152V153H36V155L35 154H33V155H31L32 156V158H31V156L30 157H27V159H29V160H27L26 158H21V159H26L23 163H22V165L21 166H24L23 167V170H25V176H23V175H21V173H20V175L21 176H23L24 177V179H23V181H22V179H19V180H21L22 182H19V180H17L16 182H15V180L13 179L12 181H14V182H10L9 180V182H7V181H4V180H2V182H5L4 184L2 183V185L0 184V186H3L4 185V187H3V189L2 188H0V189H2V194H0V264H5V262L7 261V259H10L9 258V256H8V251H9V248H12L13 247V242H16L18 239H20V238H22V240H23V238H29L30 236H29V234H32L35 230H37L38 228H40V227H42L44 224H49V225H51V227L52 226H55V225H57V223H56V219H55V216L56 215H54V210L58 207H60L59 205H60V202L62 201V199H63V196H64V194H65V197H67L68 198V195L69 196H71V195H74L73 193H74V190H79L80 191V193H82V194H88L89 192H91V194L92 193H94L95 194V196L96 197H98L97 195H99L100 197H105L106 195H108V193L110 192V193H112L113 191H114V193L116 192V189H119V186H116L117 184H112L113 182V179H112V177L110 178V173H107V172H110L109 170H106V169H103L104 167H105V165H104V163H103V161H102V163H101V155H100V151H99V149H102V148H100L99 147V149H97V147H98V145H100V144H98L97 145V143L96 144H94V146L96 147V145H97V147H96V149H92V150H90L89 152H88V154L86 155L85 154V152L82 154L83 155V157L77 162V165L76 166H74V167H72V163H73V159H74V147L76 146V145H78L79 143H80V141L81 140H86L87 138H90L94 133H96L97 131H98V129L99 128H101V130L103 131L102 132V134L103 133H107L108 135H107V137L109 136V133L111 132V131H114L116 128H118V129H116V131L117 130H119L121 127V130H123V128H127L128 126H127V123L123 120L122 121V116H121V120H120V118H119V116H118V119H119V122L116 120V118H115V114L117 115L118 114V111H117V113H115V112H113V113H115V114H113L112 112H108L107 114L108 115H104V112H103V108H104V102H105V97L103 96V97H100V96H98V95H100V94H98L96 97H94V96H91V94L90 95H88V93H87ZM110 91H111V89H110ZM189 91V90H188ZM191 91H192V89L190 90V93H191ZM204 91H206L205 90V87H204V85H201V86H199L197 89H194L192 92H193V96H191V99L189 100V103H188V106L186 107L187 108V114H188V118L192 121V123L194 122V124L196 123V124H199V123H201V121H204L203 120V117H204V115H206V111L208 110L207 108L208 107H206L207 105H205L204 104V101H203V95L205 94L206 95V93H204ZM229 91V90H228ZM236 91V92H235ZM245 91H247V89L245 90V89H243V92H245ZM9 92H11L12 93V91H9ZM14 92V91H13ZM15 92H17V90H15ZM19 92V91H18ZM42 92V91H41ZM69 92V91H68ZM94 92V91H93ZM92 92V94L93 95H96L97 93H93ZM185 92V91H184ZM230 92V91H229ZM232 92H233V90H232ZM248 92V91H247ZM250 92H251V89H250ZM256 92V91H255ZM258 92V91H257ZM46 93V92H45ZM80 93V92H79ZM78 93V94H79ZM118 92L116 91V94H117ZM204 93V94H203ZM241 93H242V91H241ZM252 93V92H251ZM0 94V95H1ZM13 94V93H12ZM38 94V93H37ZM47 94V93H46ZM75 94V96H76V94H77V92L76 93H74ZM112 94V93H111ZM224 94V93H223ZM248 94V93H247ZM21 95V94H20ZM34 95V94H33ZM80 95V94H79ZM105 95V94H104ZM227 95H228V93H227ZM235 95H237V96H240V95H238V94H235ZM235 95H234V97H235ZM246 95V94H245ZM255 95V96H254ZM253 96L254 97H256L257 98V96H256V94H254ZM38 96V95H37ZM54 96V95H53ZM102 96V95H101ZM106 96V95H105ZM230 96L232 97V95L230 94ZM242 96V95H241ZM240 96V97H241ZM260 96H261V93H260ZM42 97V96H41ZM47 97H48V95H47ZM239 97V98H240ZM252 97V96H251ZM263 97V96H262ZM19 98V97H18ZM39 98V97H38ZM53 98V97H52ZM59 98V97H58ZM58 98H56V100L58 99ZM74 98V97H73ZM77 99H78V97H76ZM238 98V97H237ZM237 98L235 97V99L237 100ZM35 99V98H34ZM47 99V98H46ZM49 99H51V98H49ZM54 99V98H53ZM64 99V98H63ZM103 99V100H102ZM178 100H179V98H177ZM213 99V98H212ZM221 99V98H220ZM226 99V98H225ZM241 99H243V103L245 102V100H246V98L243 96V98H241ZM240 99V100H241ZM248 99H250L249 98V95H248ZM253 99V98H252ZM32 100V99H31ZM43 100V99H42ZM239 100V102H242V101H240ZM259 100H260V98H259ZM261 100H262V98H261ZM260 100V101H261ZM39 101V100H38ZM45 102H48V101H46V100H44ZM67 101V100H66ZM65 101V102H66ZM104 101V102H103ZM111 101V100H110ZM228 101V100H227ZM227 101H225L226 103H227ZM247 101H249V100H247ZM37 102V101H36ZM35 102V103H36ZM57 102V101H56ZM55 102V103H56ZM79 102V101H78ZM77 102V103H78ZM207 102V101H206ZM205 102V103H206ZM209 102V101H208ZM216 102V101H215ZM222 102V101H221ZM233 102V101H232ZM250 102V101H249ZM254 102H255V100H254ZM253 102V103H254ZM2 103V102H1ZM39 103V102H38ZM40 103H42V102H40ZM44 103V102H43ZM64 103V102H63ZM62 103V104H63ZM67 104H68V102H66ZM142 103H140V104H138L137 105V108H135V114L138 116V115H140V116H142V114L143 113H145L144 111H142L141 109H140V107H142ZM147 103V104H146ZM242 103V104H243ZM257 103H259V102H257ZM37 104V103H36ZM50 104V103H49ZM204 104V105H203ZM233 104V103H232ZM235 104H237L236 102H235ZM4 105V104H3ZM7 105V104H6ZM74 104H72V106H73ZM74 105V106H75ZM115 105V104H114ZM214 105V104H213ZM244 105V104H243ZM242 105V106H243ZM248 105V104H247ZM247 105H244L245 107H247ZM255 105V104H254ZM264 105V104H263ZM8 106V105H7ZM46 106V105H45ZM66 106H68V105H66L65 104V108H66ZM148 106V105H147ZM209 106V105H208ZM212 106V105H211ZM217 107H219L218 105H216ZM229 106H230V104H229ZM237 106H241V104L239 103V105H237ZM249 106V105H248ZM253 106V105H252ZM52 107H54V106H52ZM64 107V106H63ZM62 107V108H63ZM115 107V106H114ZM114 107H111V108H114ZM206 107V108H205ZM231 107V106H230ZM49 108V109H50ZM65 108H63L64 110H67L68 111V109L70 108L71 109V106H69V108L68 109H65ZM124 108V107H123ZM122 107H121V109H123ZM221 109H223L222 107H220ZM229 108V107H228ZM236 108V107H235ZM241 108V107H240ZM256 108H257V110L259 111V112H261V110L263 109L264 110V107L263 108H261V106H260V104H259V106H256ZM22 109V108H21ZM70 109H69V111H70ZM126 109V108H125ZM124 109V110H125ZM211 109L212 108H210V111H211ZM217 109V108H216ZM230 109V108H229ZM234 109V108H233ZM242 109H244V107L242 108ZM246 109V108H245ZM57 110V111H58ZM218 110V109H217ZM225 110H227L226 108H225ZM236 110V109H235ZM247 110V109H246ZM262 110V111H263ZM24 111V110H23ZM23 111H19V113H23ZM63 111V110H62ZM121 111V110H120ZM123 111V110H122ZM126 111H128V109H126ZM212 111H214V110H212ZM222 111V110H221ZM231 111V110H230ZM229 111V112H230ZM218 112V111H217ZM220 112V111H219ZM241 112V111H240ZM242 112H244V110L242 111ZM258 112V113H259ZM17 113H18V111H17ZM57 113L59 114V115H57ZM123 114L125 113V111H123L122 112ZM209 113V112H208ZM214 113V112H213ZM225 113H227V112H225ZM234 113V112H233ZM239 113V112H238ZM263 113V112H262ZM227 114H229V113H227ZM235 114V113H234ZM242 114H244V113H242ZM241 114V116H243ZM250 114V113H249ZM257 114V113H256ZM39 115V114H38ZM43 115V114H42ZM118 115H120V114H118ZM213 115H215V114H213ZM220 115V114H219ZM232 115V114H231ZM258 115V114H257ZM46 116V115H45ZM49 116H50V114H49ZM51 116V117H52ZM221 116V115H220ZM226 116V115H225ZM35 117V116H34ZM48 117V116H47ZM51 117H50V119H51ZM208 117H210V116H208ZM207 117V118H208ZM211 117H213V116H211ZM244 117V116H243ZM253 117H254V115H253ZM258 117V116H257ZM261 117V116H260ZM52 118V123L54 122V119ZM60 118V119H61ZM214 118V117H213ZM228 118V117H227ZM30 118H28V120H29ZM32 119V118H31ZM35 119H36V117H35ZM49 119V118H48ZM47 119V120H48ZM60 119H58V121H59V123H60V121H62V120H60ZM223 119V118H222ZM233 119V118H232ZM239 119V118H238ZM257 119V118H256ZM260 119V118H259ZM212 120H214V119H212ZM211 120V121H212ZM246 120V119H245ZM49 121V120H48ZM58 121H56V123H58ZM62 121V122H63ZM121 121V122H120ZM27 122V121H26ZM31 122V121H30ZM51 122V121H50ZM206 122V121H205ZM208 122V121H207ZM248 122V121H247ZM51 123V125H52V127L54 128V126H53V124ZM241 123V122H240ZM245 123V122H244ZM259 123V122H258ZM48 124V123H47ZM54 124H55V122H54ZM203 124V123H202ZM236 124V123H235ZM0 125H2V124H0ZM58 124H56L55 126H57ZM261 125V124H260ZM60 126V125H59ZM127 126V127H126ZM234 126V125H233ZM240 126V125H239ZM58 127V126H57ZM120 127V128H119ZM130 127V126H129ZM165 127H167V126H165ZM260 127V126H259ZM141 128H142V130L143 131H146V130H148V129H152V131L154 130V131H157L158 132V134H157V132L155 133L154 132V134L155 135H161L162 136V138L163 139H165L166 141H164V142H168V145L166 144V146H169V151H170V153H171V151H172V153L171 154H173V158L174 157H178L177 155V153H179L180 151L181 152H185V151H187V150H189L190 148H191V146L190 145H192L191 144V141H192V138H191V135L188 133V132H176V131H173V130H167L166 128L164 129V127H163V125H159L158 127H154V126H151L150 125V123H149V121L147 120L146 121V119L144 120V123L142 124V126H141ZM155 128H158L157 130L155 129ZM255 128V127H254ZM54 129V130H55ZM59 129V128H58ZM160 129V130H159ZM225 129V128H224ZM229 129V128H228ZM228 129H226V130H228ZM232 130H235V129H233V128H231ZM259 129V128H258ZM116 131H114V132H112V133H116ZM134 131V130H133ZM225 131V130H224ZM258 131V130H257ZM117 132H120V130L119 131H117ZM135 132V131H134ZM225 132H227V131H225ZM236 132V131H235ZM111 133V135H113ZM129 133V132H128ZM244 133H245V131H244ZM250 133V132H249ZM29 134V132L27 133V135ZM31 134V133H30ZM33 134V133H32ZM53 134V133H52ZM52 134H51V136H52ZM55 134V133H54ZM227 134H228V132H227ZM230 134V133H229ZM248 134V133H247ZM255 134V133H254ZM36 135H38L37 133H36ZM42 135H44V134H42ZM134 135V134H133ZM133 135H132V137H133ZM137 135V134H136ZM152 135V134H151ZM159 135V136H160ZM232 135V134H231ZM40 136V135H39ZM114 136V135H113ZM160 136V137H161ZM32 137V136H31ZM103 138H105L104 136H102ZM130 137H131V135H130ZM134 137H135V135H134ZM137 137V136H136ZM154 137V136H153ZM159 137V138H160ZM226 137V136H225ZM236 137V136H235ZM264 137V136H263ZM29 138H30V136H29ZM126 138H128V141H130V139H129V137H126ZM125 138V139H126ZM232 138V137H231ZM262 138V137H261ZM102 139V138H101ZM108 139V138H107ZM110 139V138H109ZM124 139V140H125ZM154 139H155V137H154ZM153 139V141H154V143L156 142L155 140L157 139V136H156V139L154 140ZM242 139V138H241ZM21 140V139H20ZM33 140H35V139H33ZM33 140H32V144H33ZM99 140H100V138H99ZM131 140L133 141V139L131 138ZM142 140V139H141ZM141 140H139V141H141ZM150 141H148L147 139H146V141L144 140H142L143 141V143L145 142L146 144L148 143V142H150V144H147V146H151V138L149 139ZM229 140V139H228ZM256 140V139H255ZM40 141H39V143H40ZM105 141H108V140H105ZM127 141V140H126ZM132 141H130L129 143H131ZM142 141H141V144H140V147H141V145H142ZM158 141V140H157ZM162 141V142H163ZM243 141V140H242ZM251 141V140H250ZM264 141V140H263ZM35 142V141H34ZM161 142V143H162ZM225 142H227V141H225ZM224 142V143H225ZM240 142H241V140H240ZM5 143V142H4ZM24 143V142H23ZM99 143V142H98ZM109 143V142H108ZM121 143V145H124L123 143L124 142H120ZM126 144L128 143V142H125ZM137 143H138V141H137ZM140 143V142H139ZM245 143V142H244ZM248 143H249V141H248ZM251 143V142H250ZM3 144V143H2ZM36 144V143H35ZM155 144H159V141L157 142V143H155ZM232 144V143H231ZM22 145V144H21ZM34 145V144H33ZM37 145V144H36ZM153 145V144H152ZM199 145V147L197 148L199 151H198V153L197 154H199V156H200V158H199V160H197V158H193V160H196V161H198V163L199 164H197L196 165V167L198 166V165H200L201 167L199 168V170L201 169V168H204L205 170H206V172L207 173H209V172H211L210 174H212V172H215L216 170H214V168H215V166L217 165L216 164V160H214V158L213 157H210L211 155H209V153H207V150H206V148H204V146H202V145H200V144H198ZM253 145V144H252ZM251 145V146H252ZM1 146V145H0ZM25 146V145H24ZM40 146V144H39V147H41ZM93 145H92V147H94ZM127 146V145H126ZM146 146V147H147ZM229 146V145H228ZM227 146V147H228ZM231 146V145H230ZM19 147V146H18ZM94 147V148H95ZM106 147V146H105ZM109 147V146H108ZM107 147V148H108ZM124 147V146H123ZM130 147V146H129ZM139 146H138V144H137V148H140ZM145 147V146H144ZM162 147H164L165 148V143H164V146H162ZM233 147V146H232ZM254 147V146H253ZM17 148V147H16ZM89 148H91V146H89ZM107 148H105V149H107ZM121 148H122V146H121ZM128 148V147H127ZM132 152H133V150H134V148H135V146H134V144H132ZM163 148V150L162 151H167L168 149V147L167 148H165L164 149ZM211 148V147H210ZM113 149V148H112ZM123 149V148H122ZM142 149V148H141ZM192 149V148H191ZM215 149V148H214ZM230 149H232V148H230ZM20 150V149H19ZM103 150V149H102ZM129 150V149H128ZM150 150V149H149ZM152 150V149H151ZM150 150V151H151ZM155 150V149H154ZM157 150V149H156ZM161 149H159L157 152L158 153H160L161 154V151H160ZM193 150V149H192ZM260 150V149H259ZM13 151V150H12ZM21 151V150H20ZM85 151H87V150H85ZM109 151V150H108ZM114 151V149L112 150V152ZM118 151V150H117ZM168 151V152H169ZM243 151V150H242ZM22 152V151H21ZM26 152V151H25ZM127 152V151H126ZM149 152V151H148ZM153 152V151H152ZM156 151H155V153H156V155H158V157H156L155 156V154L154 155H152L151 156V154H153V153H148L151 157H150V160H152V159H155V158H160V154H158ZM164 152H162L163 153V155H164ZM209 152V151H208ZM213 152V151H212ZM215 152V151H214ZM227 153H228V151H226ZM264 152V151H263ZM12 153H14V152H12ZM11 153V154H12ZM87 153V152H86ZM131 153V152H130ZM248 153V152H247ZM246 153V154H247ZM101 154H103V153H101ZM105 154H106V152H105ZM116 154V153H115ZM128 154H129V152H128ZM147 154V155H148ZM174 154H177V155H174ZM181 154V153H180ZM191 154H192V152H191ZM190 154V152H189V155H191ZM210 154H212L211 152H210ZM223 154V153H222ZM231 154V153H230ZM250 154V153H249ZM248 154V155H249ZM14 155H16V154H14ZM13 155V156H14ZM84 155H86V156H84ZM112 155V157L111 158H113V154H111ZM111 155H108L109 157L111 156ZM146 155V156H147ZM226 155V154H225ZM241 155V154H240ZM247 155V156H248ZM12 156V155H11ZM13 156H12V158H13ZM17 156V155H16ZM15 156V157H16ZM28 156V155H27ZM115 156V155H114ZM161 156H162V154H161ZM166 156H168V154H167V152H166V155H165V157ZM196 156H198V155H196ZM195 156V157H196ZM213 156V155H212ZM227 156V155H226ZM143 157V159H145L144 158V156H142ZM148 157V156H147ZM146 157V159L148 160V158ZM155 157V158H154ZM171 157H172V155L170 156V158H169V156H168V158L170 159V160H168V158H167V160L169 161V166H170V164H171V162H173L172 160L173 159H171ZM225 157V156H224ZM237 157V156H236ZM241 157V156H240ZM250 157V156H249ZM249 157H247L246 159H243V160H241L242 161V163L245 165H247V164H249V163H251V162H254V161H251L250 159H249ZM115 158H119L118 156L116 157L115 156ZM152 158V159H151ZM162 158V157H161ZM160 158V159H161ZM215 158H217V157H215ZM220 158H222V157H220ZM230 158V157H229ZM233 158V157H232ZM19 159V158H18ZM21 159H19V160H21ZM142 159V160H143ZM145 159V161H147ZM160 159H158V162H161V163H167V162H162V160L161 161H159ZM163 159V158H162ZM166 159V158H165ZM165 159H163L164 161H165ZM175 159V158H174ZM225 159V158H224ZM228 159V158H227ZM226 159V160H227ZM22 160V161H23ZM110 160V159H109ZM113 160V159H112ZM121 160V159H120ZM156 161L153 163V164H155L156 162H157V159H155ZM166 160V161H167ZM177 161H178V159H176ZM229 160V159H228ZM236 160V159H235ZM253 160V159H252ZM15 161H16V159H15ZM141 161V160H140ZM195 161V162H196ZM231 161H233L234 163L236 162V161H234V160H231ZM259 161V160H258ZM17 162V161H16ZM219 162V161H218ZM217 162V163H218ZM223 162V161H222ZM221 162V163H222ZM64 163L65 164H68L69 165V171H68V173L66 174V175H64L63 176V178H66V180H68L67 181V183L66 184H60V183H56V182H58L59 180V176L61 175V169H62V166L64 165ZM160 163V164H161ZM178 163V162H177ZM193 163H194V161H193ZM230 163V162H229ZM232 163V162H231ZM242 163H241V165H242ZM258 163V162H257ZM15 164V163H14ZM13 164V165H14ZM102 164V165H101ZM143 164V163H142ZM195 164V163H194ZM62 165V166H61ZM104 165V166H103ZM113 165V164H112ZM115 165H117V164H115ZM157 165V164H156ZM154 166V165H149V163H148V165H144V167H143V172L144 173H146V174H148L149 172H152V171H155V173L156 174H159V171L157 170H155V168H157L158 169V167H159V163H158V167L157 166ZM161 165H165V164H161ZM160 165V166H161ZM168 165V164H167ZM173 166H174V164H172ZM227 165H228V163H227ZM240 165V166H241ZM20 166V165H19ZM67 166V165H66ZM103 166V167H102ZM151 166H154L153 168L151 167ZM169 166H168V168H169ZM173 166H171V167H173ZM218 166H220V164L218 165ZM229 166V165H228ZM237 166V164L236 165H234V166H231V167H229V168H231L232 169V167L234 168V167H236ZM239 165H238V167H240ZM111 167V166H110ZM161 167H165V166H161ZM178 167V166H177ZM221 167V166H220ZM223 167V166H222ZM221 167V168H222ZM25 168V169H24ZM160 168V167H159ZM168 168H167V170H168ZM174 168V167H173ZM181 168V167H180ZM226 167H224V169H225ZM244 168V167H243ZM255 168V167H254ZM253 168V169H254ZM19 169H21L20 167H19ZM114 169V168H113ZM197 169V168H196ZM230 169V170H231ZM237 169V168H236ZM239 169V168H238ZM240 169H241V167H240ZM239 169V170H240ZM115 170V169H114ZM142 170V169H141ZM165 170H166V167H165ZM165 170H163L164 171V173L166 174V172H165ZM175 169H173V171H174ZM182 170V169H181ZM198 170V169H197ZM227 170H228V168H227ZM234 170V169H233ZM246 170V169H245ZM107 171V172H106ZM161 171V170H160ZM169 171H170V173L172 172V170H168V173H169ZM200 171H203V169L202 170H200ZM224 171V170H223ZM236 171V170H235ZM234 171V172H235ZM247 171V170H246ZM248 171H249V169H248ZM254 171V170H253ZM257 171V170H256ZM255 171V172H256ZM17 172V171H16ZM64 172H66V171H64ZM186 172V171H185ZM197 172V171H196ZM205 171H203V173H204ZM206 172L204 173V174H206ZM217 172V171H216ZM216 172L214 173V174H216ZM222 172V171H221ZM227 172H229V170L227 171ZM241 173L243 172V171H240ZM239 172V173H240ZM13 173V172H12ZM153 173V172H152ZM164 173H162L161 172V174L163 175ZM169 173V175L171 176V174H172V176H173V173H171L170 174ZM178 173V172H177ZM198 173V172H197ZM196 173V174H197ZM201 173V172H200ZM202 173V174H203ZM219 173V172H218ZM225 173H226V170H225ZM232 173H233V171H232ZM248 173V172H247ZM246 173V174H247ZM257 174H258V172H256ZM14 174H15V172H14ZM22 174H23V172H22ZM154 174V173H153ZM194 174H195V172L193 173V175L192 176H194ZM199 174V173H198ZM237 174H238V171H237ZM236 174V175H237ZM169 175H168V177H167V174H166V176H165V179L167 178V182L163 179V182H160V180L161 179H159V178H161L162 176H159V175H157V176H159V178L157 179L158 181H159V183L158 182H156V181H154V183L156 182V183H158V184H156V186H155V189H154V187H152L153 188V190L155 191H157V193H160L161 194V192L163 191V189H165V188H167L168 186H170V183L172 182V181H170V179H172V178H170L169 177ZM177 175V174H176ZM229 175H230V172H229ZM233 174H231V176H232ZM250 175V174H249ZM253 175V176H252ZM6 176V175H5ZM13 176H15V175H13ZM185 176V175H184ZM186 176H188V175H186ZM191 176V177H192ZM197 176V175H196ZM204 176V175H203ZM234 176V175H233ZM240 176V175H239ZM250 176H252L251 178L252 179H258V178H256L257 176H256V174L253 172V174H251ZM249 176V177H250ZM263 176H264V174H263ZM9 177V176H8ZM11 177V176H10ZM195 177V176H194ZM235 177V176H234ZM234 177H232V179L234 180ZM259 177H260V175H259ZM6 178V177H5ZM21 178V177H20ZM174 178H175V176H174ZM199 179H200V177H198ZM245 178V177H244ZM244 178H241V176H240V179L241 180H243V182H244ZM248 178V177H247ZM247 178H246V180H247ZM8 179V178H7ZM193 179H196V178H193ZM192 178H190V180H193ZM232 179H231V181L230 182H232L233 183V185H236L237 183H234L233 181H232ZM236 179H237V177H236ZM251 179V180H252ZM255 179H254V182H253V180H252V182L254 183V184H256V182H258V181H255ZM261 181H262V183L259 181V184H263V179H262V175H261V177L259 178ZM1 180V179H0ZM11 180V179H10ZM66 180H64V181H66ZM112 180V181H111ZM169 180V181H168ZM173 180V179H172ZM184 180H186V178L184 179ZM189 179L187 178V181H188ZM189 180V181H190ZM204 180V179H203ZM249 180V179H248ZM248 180H247V182H248ZM206 181V180H205ZM112 182V183H111ZM168 184H166V183ZM170 182V183H169ZM228 182V181H227ZM246 182V183H247ZM250 182V181H249ZM249 182H248V184H247V186L245 187L246 189L245 190H243L242 188L241 189H239V195L241 194V195H243V192H245L246 193V195H247V197H248V195H251L253 198L256 196V192H260V194H258L257 196H261V197H263V195H264V192H262L261 190H263L261 187L264 185H261V187H258V188H260V189H258V191H257V189H255V188H257L256 186H254L253 184H250V185H253L252 187L254 188H252V187H248V185H249ZM153 183V184H154ZM174 183V182H173ZM172 183V184H173ZM200 183V182H199ZM180 184V183H179ZM184 184V183H183ZM192 184V183H191ZM258 184V183H257ZM122 185V184H121ZM177 185V184H176ZM203 185V184H202ZM150 186H153V185H150ZM179 186V185H178ZM260 186V185H259ZM116 187H118V188H116ZM121 187V186H120ZM227 187V186H226ZM248 187V188H247ZM264 187V186H263ZM5 188V189H4ZM76 188V189H75ZM244 188V187H243ZM121 190V189H120ZM119 190V191H120ZM151 190V189H150ZM200 190V189H199ZM228 190V189H227ZM22 191H27V193L28 194H30L31 192H32V195H30V196H33V202H32V204H31V206H29V207H27L26 209L25 208H22L21 207V205H20V203H21V201L20 202H16V201H18V200H16L15 202H16V205H14V200H12V202H14L12 205H13V209L10 211V207H9V205H8V212L7 213H5L4 212V208L2 209V207H4V201H5V205H6V203H8V204H10L9 202H7V201H10L9 199L8 200H5V197H6V195H11L12 197H14V196H16V195H23V193H22ZM77 191H75L76 193H77ZM112 191V192H111ZM131 191V190H130ZM165 191V190H164ZM201 191V190H200ZM13 192L15 193V194H13ZM20 192V193H19ZM123 192H125V189L123 190ZM1 193V192H0ZM9 193V194H8ZM22 193V194H21ZM118 193L119 192H117V197H118ZM126 193V192H125ZM14 196H13V195ZM120 194H121V192H120ZM163 194H164V192H163ZM255 194V196H253ZM67 195V196H66ZM93 195V194H92ZM116 195V194H115ZM246 195H244V197H246ZM24 196H26V195H24ZM81 196V195H80ZM85 196H87V195H85ZM91 196V195H90ZM111 196V195H110ZM123 196H125V195H123ZM122 196V197H123ZM126 196H128V194L126 195ZM72 197V196H71ZM107 197V196H106ZM105 197V198H106ZM240 197V200L242 199L241 197L242 196H239ZM243 197V198H244ZM250 197V196H249ZM24 198V197H23ZM27 198V197H26ZM26 198H24V199H26ZM28 198H29V196H28ZM108 198V197H107ZM120 198V197H119ZM125 198V197H124ZM14 199H15V197H14ZM30 199V198H29ZM91 198H88V200H90ZM96 199V198H95ZM100 199V198H99ZM251 199V198H250ZM256 199V198H255ZM259 199V198H258ZM79 200V199H78ZM100 201V200H99ZM259 201V200H258ZM260 202V201H259ZM259 202H257V203H259ZM24 203V202H23ZM23 203H22V205H23ZM30 203V202H29ZM63 203V202H62ZM61 203V204H62ZM65 203V202H64ZM89 203V202H88ZM94 203H95V201H94ZM260 203H262V201L260 202ZM3 204V205H2ZM25 204H26V202H25ZM24 204V205H25ZM100 204H101V202L99 203V206H100ZM90 205V204H89ZM27 206V205H26ZM57 206V207H56ZM63 206V205H62ZM103 206V205H102ZM105 206V205H104ZM262 206H263V208H264V204H262ZM261 207V206H260ZM63 208V207H62ZM61 207H60V209H62ZM68 208V207H67ZM252 208H254V207H252ZM241 209V208H240ZM57 210V209H56ZM63 210V209H62ZM59 211V210H58ZM68 211H66L65 213L68 215L69 213H67ZM238 212V211H237ZM253 212H254V209H253ZM263 212V217L261 218V221L262 220H264V210L262 211ZM64 214V213H63ZM73 214H75L74 212H73ZM99 214V213H98ZM193 214V213H192ZM239 214H240V211H239ZM232 215H233V213H232ZM236 215V214H235ZM234 215V216H235ZM262 215V214H261ZM234 216H232V217H234ZM237 216V215H236ZM239 216V215H238ZM70 217V216H69ZM231 217V218H232ZM231 218H229V221H230V219ZM61 220V219H60ZM63 220V219H62ZM214 220V219H213ZM236 219L234 218V221H233V219H232V221L233 222H231L232 224V228H234L235 227V222L237 223V221H235ZM239 220V219H238ZM72 221V220H71ZM164 221V220H163ZM216 221H218V220H216ZM216 221H214V222H216ZM229 221H228V223H229ZM62 222V221H61ZM255 222V221H254ZM73 223V222H72ZM164 223V222H163ZM190 223V222H189ZM223 223V222H222ZM227 223V222H226ZM214 224V223H213ZM230 224V223H229ZM258 224H260L261 225V222L260 223H258ZM76 225H77V223H76ZM79 225V224H78ZM189 225V224H188ZM190 225H192V224H190ZM209 225V224H208ZM211 225V224H210ZM209 225V226H210ZM216 225V224H215ZM225 225V224H224ZM158 226V225H157ZM230 226V225H229ZM202 227V226H201ZM217 227V226H216ZM219 227V226H218ZM230 227V228H231ZM236 227H239V226H236ZM187 228V227H186ZM205 228V227H204ZM211 228H212V225H211ZM263 228V227H262ZM158 229H159V226H158ZM188 229H190V227H188ZM209 229V227H207V230ZM237 229V228H236ZM236 229H233L234 231H237ZM98 230V229H97ZM194 230V229H193ZM196 230V229H195ZM206 230V232H210V231H212V230H210L209 229V231H207ZM217 230V229H216ZM239 230H240V228H239ZM85 231V230H84ZM191 232H192V230H190ZM223 231V230H222ZM221 231V232H222ZM230 232H232L233 233V235H234V232L233 231H231V229L229 230ZM96 232V231H95ZM94 232V233H95ZM199 232V231H198ZM204 232L205 231H203L202 232V234H204ZM205 232V233H206ZM212 232H214V231H212ZM215 232H217V231H215ZM228 233V238L230 237V239H231V237H233L232 235H231V233ZM83 233V232H82ZM97 233V232H96ZM152 233V232H151ZM195 233H197V232H195ZM79 234V233H78ZM77 234V235H78ZM201 234V233H200ZM220 234V233H219ZM236 234V233H235ZM80 235H81V233H80ZM152 235V234H151ZM198 235H199V233H198ZM205 235V234H204ZM221 235V234H220ZM29 236V237H28ZM93 236V235H92ZM95 236V235H94ZM172 236V235H171ZM196 236V235H195ZM208 236V235H207ZM217 237H218V235H216ZM223 236V235H222ZM235 236V235H234ZM7 237H8V239L10 238V241L12 242L11 244H12V246L10 245L9 247H7L4 243V240H5V238L7 239ZM84 237V236H83ZM147 237V236H146ZM145 237V238H146ZM150 237V236H149ZM168 237H169V235H168ZM202 237H204V236H202L201 235V238ZM211 237V236H210ZM215 237V236H214ZM224 237V236H223ZM188 237H186V239H187ZM212 238V237H211ZM153 239V238H152ZM171 239V238H170ZM217 238H215V240H216ZM221 239H222V237H221ZM226 240H227V238H225ZM225 239H222L225 243H226V241H225ZM229 239V240H230ZM264 239V238H263ZM91 240V239H90ZM95 240V239H94ZM99 240V239H98ZM171 240H173V239H171ZM183 240V239H182ZM202 240H203V238H202ZM205 240V239H204ZM213 240V239H212ZM228 240V241H229ZM260 240H262V239H260ZM88 241V240H87ZM210 240H208V242H209ZM217 241V240H216ZM218 241H220V238H219V240ZM222 241V242H223ZM76 242V241H75ZM81 242H82V240H81ZM86 241L84 240V243H85ZM173 242V241H172ZM183 242V241H182ZM213 242V241H212ZM215 242V241H214ZM221 242V241H220ZM220 242H218V243H220ZM224 242H223V244H224ZM263 242V241H262ZM31 243V242H30ZM83 243V242H82ZM87 243V242H86ZM151 243V242H150ZM176 243H179L178 241L176 242ZM175 243V244H176ZM185 243V242H184ZM227 243H230V242H227ZM14 244H16V243H14ZM89 244V243H88ZM100 244V243H99ZM183 244V243H182ZM187 244H188V241H187ZM257 245H258V243H256ZM255 244V245H256ZM263 244H264V242H263ZM17 245H18V243H17ZM192 245V244H191ZM201 245V244H200ZM215 245V244H214ZM227 245V244H226ZM257 245H256V247H257ZM259 245H261L260 243H259ZM78 246H79V244H78ZM86 246V245H85ZM94 246H95V243H94ZM101 246V245H100ZM167 246V245H166ZM171 246V245H170ZM180 246V245H179ZM193 246V245H192ZM220 246V245H219ZM228 246V245H227ZM226 246V247H227ZM70 247V246H69ZM80 248H81V245L79 246ZM83 247V246H82ZM90 247V246H89ZM88 247V248H89ZM97 247H98V245H97ZM165 247V246H164ZM182 248H183V245L181 246ZM187 247V246H186ZM185 247V248H186ZM203 247V246H202ZM201 247V248H202ZM218 249H219V247L218 246H216ZM226 247L225 248H223V249H225V252H226ZM261 247H262V245H261ZM73 248V247H72ZM78 248V247H77ZM80 248H78V249H80ZM86 248H87V246H86ZM99 248V247H98ZM101 248V247H100ZM173 248V247H172ZM171 248V249H172ZM176 248V247H175ZM174 248V249H175ZM189 248V247H188ZM197 248V247H196ZM216 248V249H217ZM229 248V247H228ZM69 249V248H68ZM83 249V248H82ZM173 249V250H174ZM208 249V248H207ZM221 249V248H220ZM222 249V250H223ZM233 249V248H232ZM30 250V249H29ZM85 250H87V249H85ZM85 250H84V252H85ZM212 250V249H211ZM215 250V249H214ZM78 250H76V252H77ZM91 251V250H90ZM93 251H94V249H93ZM171 251V250H170ZM169 251V252H170ZM177 251V250H176ZM192 251V250H191ZM197 251V250H196ZM204 251H207V250H204ZM10 253H12V251H9ZM75 252V253H76ZM97 252V251H96ZM187 252V251H186ZM189 252V251H188ZM208 252V251H207ZM212 252V251H211ZM228 252V251H227ZM230 252H232V251H230ZM229 252V253H230ZM33 253V252H32ZM42 253V252H41ZM79 253V252H78ZM91 253V252H90ZM98 253V252H97ZM100 253V252H99ZM167 253V252H166ZM228 253V254H229ZM233 253V257H234V252H232ZM13 254V253H12ZM92 254V253H91ZM189 254V253H188ZM193 254H194V252H193ZM32 255V254H31ZM84 255V254H83ZM88 255V254H87ZM94 254H92V255H89V257H92ZM97 255V254H96ZM95 255V258L97 257ZM165 255V254H164ZM238 255V254H237ZM34 256V255H33ZM45 256V255H44ZM82 256V255H81ZM179 257H180V255H178ZM209 256V255H208ZM226 256V255H225ZM251 256V255H250ZM41 257V256H40ZM47 257V256H46ZM80 257V256H79ZM85 257H86V253H85ZM99 257V256H98ZM97 257V258H98ZM139 257H140V255H139ZM164 257V256H163ZM202 257V256H201ZM210 257V256H209ZM212 257H214V254H213V256ZM259 257L261 258V257H263L262 258V260L264 259V249L262 248L260 251H259V254H258V257L256 256V258H258L259 259ZM20 258V257H19ZM35 259H36V256L34 257ZM51 258V257H50ZM75 258H76V256H75ZM94 258V257H93ZM150 258V257H149ZM157 258H158V256H157ZM185 258V257H184ZM215 258V257H214ZM217 259H219L218 258V256L216 257ZM226 258V257H225ZM254 258H255V256H254ZM253 258V259H254ZM12 259V258H11ZM39 258H38V255H37V260H38ZM44 258H42V260H43ZM79 259V258H78ZM81 260H82V258H80ZM83 259L84 260H87V259H85L84 257H83ZM163 259H167V258H163ZM181 259V258H180ZM197 259V258H196ZM220 259H222V258H220ZM233 259V258H232ZM257 259V260H258ZM16 260V259H15ZM49 260V259H48ZM55 260V259H54ZM93 260V259H92ZM98 260V259H97ZM149 260V264L152 262V260H154L153 258L150 260V259H148ZM156 260V259H155ZM157 260H159L160 261V259H157ZM157 260L156 261H154V262H157ZM168 260V259H167ZM167 260L165 261V262H163L164 264H168V262H167ZM179 260V259H178ZM177 260V261H178ZM185 260V259H184ZM211 260H212V258H211ZM14 261V260H13ZM26 261H28V260H26ZM100 261V260H99ZM159 261H158V263L157 264H159ZM176 261V263H178ZM181 261V260H180ZM188 261H189V259H188ZM214 261V260H213ZM234 261V260H233ZM261 261V260H260ZM30 262V261H29ZM42 262H44V264H47L49 261H47L46 262V260H43ZM41 262V263H42ZM46 262V263H45ZM141 262V261H140ZM183 262V261H182ZM218 262H220L221 263V261L220 260H218ZM8 263V262H7ZM12 263V262H11ZM26 263V262H25ZM137 263H139V262H137ZM163 263H160V264H163ZM170 263V262H169ZM175 263V262H174ZM184 263H187V262H184ZM192 264H193V262H191ZM223 263H225V262H223ZM51 264V263H50ZM100 264H102V263H100ZM134 264H136V263H134ZM139 264H141V263H139ZM142 264H144V262L142 263ZM145 264H147L146 262H145ZM154 264H156V263H154ZM213 264H215L214 262H213ZM255 264V263H254ZM262 264H263V262H262Z\"/></svg>", "mask_w": 264, "mask_h": 264}]
</instances>
